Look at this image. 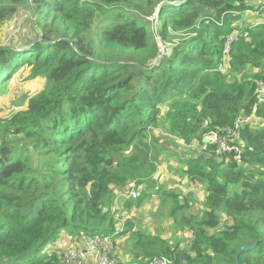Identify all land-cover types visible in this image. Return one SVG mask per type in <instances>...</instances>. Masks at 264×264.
Masks as SVG:
<instances>
[{"label": "trees", "instance_id": "obj_1", "mask_svg": "<svg viewBox=\"0 0 264 264\" xmlns=\"http://www.w3.org/2000/svg\"><path fill=\"white\" fill-rule=\"evenodd\" d=\"M25 3L42 33L0 48V95L25 68L47 85L26 110L0 119V264H61L65 252L47 251L63 234L86 245L130 235L140 264H264V23L245 18L262 16L264 0H0V30ZM239 119H247L241 162L180 158L185 179L205 190L201 217H187L191 201L164 193L170 217L193 231L188 250L130 221L119 227L113 206L124 174L161 163L151 161L153 137L191 145ZM141 191L128 201L154 195Z\"/></svg>", "mask_w": 264, "mask_h": 264}, {"label": "rangeland", "instance_id": "obj_2", "mask_svg": "<svg viewBox=\"0 0 264 264\" xmlns=\"http://www.w3.org/2000/svg\"><path fill=\"white\" fill-rule=\"evenodd\" d=\"M155 15V17H158V12H156ZM245 18L246 22L250 24L258 25L259 23H264V14L262 16L248 14ZM37 19L38 17L34 16L29 3H25L20 12L14 18L7 21L1 28L0 48H5L13 42L16 43L26 40L28 36L34 41L36 39L35 36L42 33V23H39ZM17 35H19L20 38ZM159 42L161 52L162 50L166 51L167 46L164 45L162 40ZM165 51H163L162 54H165ZM25 69L26 70L22 69L15 74L13 80L9 83L7 91L0 95V119H9L14 114L26 110L29 100L46 88L47 84L45 78L28 80L27 78L30 72L27 71V68ZM247 69L251 71L249 74L259 71L254 67H249ZM199 143L200 138L193 140L191 145H186L181 140L171 137H153L151 140V161L161 159V163L157 165L158 168L156 171H152L153 166H151L149 161L146 162L142 159L145 162L138 164L142 165L141 169H139L140 173L135 177L133 173L126 174V176L124 174L127 181L126 183H128L126 188L120 193L115 191L118 197L114 202L113 211L116 213L115 221L120 228L130 221L133 223L135 231H141L146 236L152 238H161L168 246H179L184 250L189 249L193 239L192 229L190 226H183L179 221L172 219L170 217L171 204L168 202L163 204V200L165 192L176 193L181 197V200L187 199L193 203V208L186 214L187 217L194 215L198 218L204 214L206 210V207L203 205L206 195L205 190L199 185L190 184L185 179L182 172L185 165L180 160L182 155L189 156L200 154L198 150ZM138 183L140 186H137V191L140 192L142 190L141 193L143 191L154 193L152 198L140 205L137 201L131 202L128 201V199L123 203L129 186L136 187ZM115 189L117 188L115 187ZM156 189L157 191L159 190L157 194ZM128 202H131V204H127ZM225 224H227V221L223 222L222 220L220 229L223 228ZM83 242H85V240ZM55 244L58 246L59 241ZM113 246L119 264H140V262L144 260L142 256H137L138 251L130 235L118 238ZM47 252H57V254H59L60 251L57 247H52L51 250Z\"/></svg>", "mask_w": 264, "mask_h": 264}, {"label": "built area", "instance_id": "obj_3", "mask_svg": "<svg viewBox=\"0 0 264 264\" xmlns=\"http://www.w3.org/2000/svg\"><path fill=\"white\" fill-rule=\"evenodd\" d=\"M229 52L227 46L225 53ZM259 102L264 101V87L258 92ZM249 120V118H248ZM247 119H239L234 127L224 131L212 130L202 134L198 150L200 153H212L215 156L226 157L234 155L242 161L243 151L239 144V134ZM208 127V123L206 124ZM136 188L129 189L124 199H136ZM116 251L110 237L96 236L82 249L66 251L61 264H119ZM150 264H167L166 261L155 260Z\"/></svg>", "mask_w": 264, "mask_h": 264}, {"label": "crops", "instance_id": "obj_4", "mask_svg": "<svg viewBox=\"0 0 264 264\" xmlns=\"http://www.w3.org/2000/svg\"><path fill=\"white\" fill-rule=\"evenodd\" d=\"M79 242L80 241H78V244H75L73 242V239H71L68 235L63 234L61 236V238L59 239V245L56 246V247L60 251L66 252V251H70V250H76L77 248L81 249V248H84L86 246V243L85 244L84 243L83 244H81V243L79 244Z\"/></svg>", "mask_w": 264, "mask_h": 264}, {"label": "water", "instance_id": "obj_5", "mask_svg": "<svg viewBox=\"0 0 264 264\" xmlns=\"http://www.w3.org/2000/svg\"><path fill=\"white\" fill-rule=\"evenodd\" d=\"M183 2H174V3H170V4H168V5H181ZM159 13H160V10L158 11V15H159ZM163 51H165V50H162V52ZM254 248V246H249V245H247V246H244V247H241L238 251H237V253L239 254V253H241L242 251H248V250H251V249H253Z\"/></svg>", "mask_w": 264, "mask_h": 264}]
</instances>
